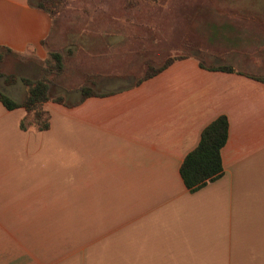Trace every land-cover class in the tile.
I'll use <instances>...</instances> for the list:
<instances>
[{"label": "crops", "instance_id": "crops-1", "mask_svg": "<svg viewBox=\"0 0 264 264\" xmlns=\"http://www.w3.org/2000/svg\"><path fill=\"white\" fill-rule=\"evenodd\" d=\"M223 15L247 29L264 24L257 14ZM52 28L31 0H0V47L16 62L43 63ZM178 57L131 87L108 88L122 79L96 71L108 95L73 108L47 103L46 132L22 131L26 111L0 102V264H264V84L205 69L195 53ZM222 116L223 176L192 193L181 166ZM18 194L46 195L41 213L21 223L35 231L17 232Z\"/></svg>", "mask_w": 264, "mask_h": 264}, {"label": "rangeland", "instance_id": "rangeland-1", "mask_svg": "<svg viewBox=\"0 0 264 264\" xmlns=\"http://www.w3.org/2000/svg\"><path fill=\"white\" fill-rule=\"evenodd\" d=\"M62 2L64 7L52 18L53 28L47 45L49 52L59 51L65 55L66 71L53 81L56 87L52 94L63 97L67 103L77 100L73 90L83 85L89 75L96 84L100 77L96 71L114 72L122 79L109 84L108 88L131 87L172 58L184 54H198L205 64L209 63L208 66H230L264 77V24L247 29L223 15L238 10L257 14L264 21V0H179L178 7L171 4V0L162 3L151 0ZM220 13L221 18L218 17ZM185 40L203 44V52L177 49ZM259 40L261 47L254 50ZM213 55L220 58H213ZM7 59L0 68L8 74L15 72L18 82L6 85L0 78V89L21 101L27 93L21 76L38 78L45 62L26 67L13 60V56ZM57 86L69 92L65 93ZM33 135L38 137L36 133ZM44 196L18 194V233L37 229L21 223H25L28 215L30 218L41 213V208H45L41 200ZM63 212L72 214L71 210Z\"/></svg>", "mask_w": 264, "mask_h": 264}, {"label": "trees", "instance_id": "trees-1", "mask_svg": "<svg viewBox=\"0 0 264 264\" xmlns=\"http://www.w3.org/2000/svg\"><path fill=\"white\" fill-rule=\"evenodd\" d=\"M151 1L162 3L164 0ZM33 2L31 0L33 7L44 11L51 19L64 7L62 0H33ZM7 56H14L13 52L0 47V66ZM16 58L18 61H25L20 57L16 56ZM177 59L179 57L172 58L164 66L148 75L136 85L159 74ZM44 62L38 78H20L21 83L27 88V93L21 101L15 100L0 89V102L7 110L24 109L26 111V116L20 124V129L25 132L30 129H34L37 132H46L50 129L51 116L45 109V105L49 102L73 108L90 97L108 95L99 93L96 90L95 81L89 75V78L86 79L83 85L73 90L80 94V100L76 103L65 102L63 97L52 94L53 89L56 87L53 81L60 78L66 71L65 55L59 51L49 52L48 58ZM201 66L211 71L236 72V69L230 66H206L204 62L201 63ZM246 75L264 84V77L252 74ZM0 78L4 79L6 85H14L18 82V77L14 73L8 74L2 68H0ZM228 137V119L225 116L219 117L203 130L198 146L186 156L180 173L186 187L192 193L199 191L207 184L217 181L223 176L221 151L226 145Z\"/></svg>", "mask_w": 264, "mask_h": 264}]
</instances>
